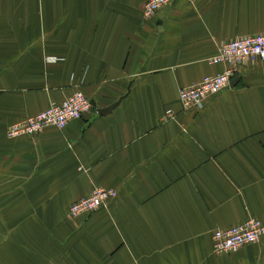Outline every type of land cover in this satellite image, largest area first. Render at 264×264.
Here are the masks:
<instances>
[{"label": "crops", "instance_id": "obj_1", "mask_svg": "<svg viewBox=\"0 0 264 264\" xmlns=\"http://www.w3.org/2000/svg\"><path fill=\"white\" fill-rule=\"evenodd\" d=\"M145 2L0 0V264H264V236L221 256L211 239L264 225V61L202 111L178 103L223 70L221 42L264 33V0ZM75 92L91 109L64 130L7 138ZM96 187L108 209L70 218Z\"/></svg>", "mask_w": 264, "mask_h": 264}, {"label": "built area", "instance_id": "obj_2", "mask_svg": "<svg viewBox=\"0 0 264 264\" xmlns=\"http://www.w3.org/2000/svg\"><path fill=\"white\" fill-rule=\"evenodd\" d=\"M175 0H146L143 16L152 18L165 7L174 4ZM55 61V60H53ZM264 61V33L236 37L221 42L215 55L209 59L212 65H222L223 70L212 76L183 87L178 91V103L184 113L202 111L206 102L229 87L231 80L238 74L240 67ZM91 109V103L81 92H75L60 103L49 106L24 120L10 125L6 130L9 139L32 137L47 128L62 131L74 119L83 117ZM175 117L171 109H166L161 122ZM117 197L112 188H94L89 195L72 203L68 208L70 218H78L91 213L106 210L111 201ZM264 236V225L257 219L249 218L227 229H217L212 234V253L217 256L234 253L239 248L252 245Z\"/></svg>", "mask_w": 264, "mask_h": 264}, {"label": "water", "instance_id": "obj_3", "mask_svg": "<svg viewBox=\"0 0 264 264\" xmlns=\"http://www.w3.org/2000/svg\"><path fill=\"white\" fill-rule=\"evenodd\" d=\"M116 105H117V103H114L113 105H111V106L108 107L107 109L99 110L97 113H98L99 115L104 116V115H106L107 113L111 112V110H113L114 107H115Z\"/></svg>", "mask_w": 264, "mask_h": 264}]
</instances>
